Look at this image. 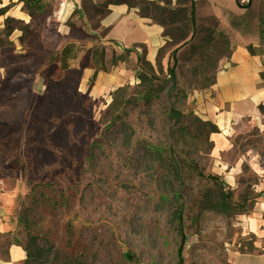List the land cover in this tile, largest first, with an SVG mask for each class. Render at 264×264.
<instances>
[{"label":"rangeland","instance_id":"1","mask_svg":"<svg viewBox=\"0 0 264 264\" xmlns=\"http://www.w3.org/2000/svg\"><path fill=\"white\" fill-rule=\"evenodd\" d=\"M253 5L264 16V0ZM31 8L32 24L11 17L9 38L5 22L0 28L3 242L14 236L31 253L26 264H178L181 212L183 264H228L233 252H253L256 238L241 235L238 216L254 204L244 187L254 177L245 167L242 185L229 189L193 101L214 82L229 36L201 24L195 39L142 64L134 85L96 94L95 77L83 76L89 57L63 69L50 5ZM208 29L217 40H206ZM234 141L226 161L264 146L257 130ZM223 192L227 212L213 207Z\"/></svg>","mask_w":264,"mask_h":264},{"label":"crops","instance_id":"2","mask_svg":"<svg viewBox=\"0 0 264 264\" xmlns=\"http://www.w3.org/2000/svg\"><path fill=\"white\" fill-rule=\"evenodd\" d=\"M35 1L39 6L50 5L48 21L57 25L56 35L63 42L60 53L72 44L79 50L74 59L66 60L68 70L84 56L89 57L92 67L84 70L83 76L87 82L95 77L91 88L96 94L110 95L134 85L142 65L139 59L155 64L160 52L171 42L165 37L163 26L126 4L103 7L107 0ZM147 1L171 10L187 8L191 3V0ZM23 6L20 0H0V9L8 8L7 14L0 17V28L11 17L32 24L28 13L21 12ZM248 7L239 6L237 0H195L197 25L217 26L229 36L231 44L228 57L218 63L214 83L194 94L196 114L219 129L220 133L211 136L213 154L220 160L219 171L229 189L236 191L242 185L241 180L247 178L245 167L254 177L244 186L252 192L254 204L249 212L238 216L241 235L256 238L254 251L233 252L228 264H264V146L237 153L235 161L225 159L235 153L237 136H247L253 130L264 136V115L259 110L264 106V39L260 35L264 29L263 16L255 5ZM249 46L255 49V54H251ZM93 49L98 52L97 58L104 54L99 67L93 54L88 53ZM9 228L0 212V264H26L27 252L14 242V236H10L9 243L3 242Z\"/></svg>","mask_w":264,"mask_h":264},{"label":"trees","instance_id":"3","mask_svg":"<svg viewBox=\"0 0 264 264\" xmlns=\"http://www.w3.org/2000/svg\"><path fill=\"white\" fill-rule=\"evenodd\" d=\"M20 1L24 3V7L27 9V13L29 14V16L31 18L34 17V13L31 11L32 9L31 5L35 7H39L38 3L35 0H20ZM121 4H126L129 6V8H138L144 17L151 18L154 22L163 26L165 28V37L171 40L170 43L172 45H178L180 44V42H183L189 37H190V41H192L193 39H195L196 34L198 33L199 25H197V19H196L197 16H196L195 0H191L189 7L177 8L175 10H171L167 7H162L156 3L148 2L147 0H107L104 3L103 7H107L108 5H121ZM7 11H8V8L0 9V17L5 16L7 14ZM13 22L14 20L12 18H7L5 20L4 35L6 38H9L16 29L11 26ZM261 23L264 26V16H263V20L261 21ZM20 29L21 31L26 30L25 28L24 29L20 28ZM207 32H208L207 35L209 38H207L206 40H212L214 38L215 40H217L216 36L218 34L216 33L214 29H208ZM260 35L264 39V29L260 31ZM224 44L227 45V48L229 50H228L227 55L220 56V60L222 58L228 57L230 53V48H231L230 41L227 40L226 42H224ZM2 47H3V44H0V49ZM192 49L194 50V48ZM248 49L251 52V54H255L256 51L252 46H249ZM78 51L79 50L76 48V46L72 44L71 46L65 49L64 51L65 53L61 52L60 62L64 70H68L66 60L74 59L73 56L77 55ZM96 52L97 50L93 49V50H89L88 53L91 55L93 54V61L94 63H97L98 65L97 67H99L98 62L103 61L104 54L102 52L100 57L97 58L96 55L98 54V52L97 53ZM139 62H141L142 64L145 63L142 58L139 59ZM176 62L177 61H175V65H176ZM171 76H175L174 72H171ZM263 78H264V74H263ZM139 79L141 83L147 80V78L144 75H140ZM119 91L122 92L123 90H119ZM259 110L264 115V106H260ZM205 125H207L210 128V134L220 133L219 129L215 125L211 124L210 122H206ZM212 179H215V178H212ZM230 199H231L230 194H225L224 192L220 193V203L219 204L214 203L213 207H215L216 209H220L221 211L227 212L230 210V206L228 204ZM176 214H177L178 221H179V231L181 235V244L178 250V264H183L182 254H183V249L187 242V238L183 233L182 213L177 212ZM25 250L28 256V260H27L28 262L32 256H31V253L27 249Z\"/></svg>","mask_w":264,"mask_h":264},{"label":"built area","instance_id":"4","mask_svg":"<svg viewBox=\"0 0 264 264\" xmlns=\"http://www.w3.org/2000/svg\"><path fill=\"white\" fill-rule=\"evenodd\" d=\"M237 2L242 7H248L252 4V0H237Z\"/></svg>","mask_w":264,"mask_h":264}]
</instances>
